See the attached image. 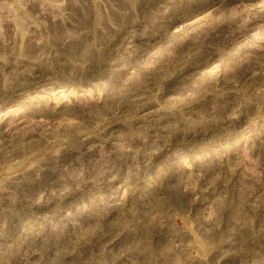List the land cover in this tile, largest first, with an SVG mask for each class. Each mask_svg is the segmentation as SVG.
I'll list each match as a JSON object with an SVG mask.
<instances>
[{
  "label": "rangeland",
  "instance_id": "374dc122",
  "mask_svg": "<svg viewBox=\"0 0 264 264\" xmlns=\"http://www.w3.org/2000/svg\"><path fill=\"white\" fill-rule=\"evenodd\" d=\"M0 264H264V0H0Z\"/></svg>",
  "mask_w": 264,
  "mask_h": 264
}]
</instances>
